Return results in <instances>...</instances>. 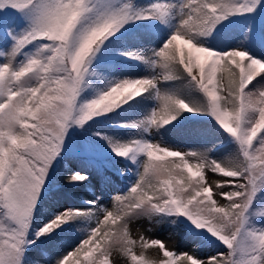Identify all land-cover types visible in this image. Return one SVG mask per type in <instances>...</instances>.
<instances>
[{"label":"snow or ice","instance_id":"6c2138e0","mask_svg":"<svg viewBox=\"0 0 264 264\" xmlns=\"http://www.w3.org/2000/svg\"><path fill=\"white\" fill-rule=\"evenodd\" d=\"M257 10L264 0H0V264H40L26 256L36 239L76 220L88 222L85 235L55 264H264V209L255 206L264 191V59L243 42L208 45L224 22ZM142 22L165 29L157 46L113 51ZM117 60L144 73L114 77ZM146 101L154 103L143 116L118 124L136 130L128 139L75 132ZM184 113L210 117L233 146L227 155L212 159L217 145L184 150L149 138ZM69 145L85 163L69 172L70 185L86 183L87 168L106 156L131 161L136 179L110 206L96 197L65 209L31 239L49 171ZM145 218L187 221L224 250L201 258L135 236L132 226Z\"/></svg>","mask_w":264,"mask_h":264},{"label":"trees","instance_id":"16d2710c","mask_svg":"<svg viewBox=\"0 0 264 264\" xmlns=\"http://www.w3.org/2000/svg\"><path fill=\"white\" fill-rule=\"evenodd\" d=\"M238 19L241 20L239 16L232 17L226 22L231 23ZM161 32L159 28L148 26L146 22L131 25L128 27V31L120 37V42L113 45V51L117 47H141L144 45L146 36L151 37L150 35H153L155 37H160ZM241 33L239 34L235 31L232 35H241ZM137 36L140 37L139 40L136 39ZM212 38L208 37V45L216 49H222L219 46L221 42L216 39L213 40ZM148 42H150V47L155 46V39ZM111 63L114 65L110 69L112 76H114L113 72L118 67L137 69L141 66L136 63L133 64L132 62L122 63L118 60ZM141 73L136 75H140ZM91 92L92 90L88 89L85 91L84 95L86 97L90 96ZM153 103V101H146L142 105H138L131 109H125L123 112L117 110L116 113H110L106 119H97L95 123L90 122L85 129H81V136H90L92 132L99 131L108 136L128 139L130 138V134L134 133L136 130L120 128L118 126L119 122L140 118L143 116L146 109L153 106ZM194 136L195 139L198 140V146L206 145L211 147L212 145H217V147L209 153L212 159L223 158L233 147L224 142L223 136L217 132L215 122L210 117H200L191 113H184L183 116L180 117V122L175 128L169 126L168 131L161 129L158 134L149 138L159 141L161 137H163L165 143L176 148H185V150H187L195 148V145H191V139ZM108 151L110 152V150ZM104 161L105 162L99 165V169L87 168L88 181L79 186H74L68 183L67 175L70 171L84 169V160L78 158L76 154L71 155L62 151L61 157L54 161L50 169L49 177L45 182V187L37 202L39 211L35 212L33 215V229L29 238L35 239V232L46 224L51 216L63 212L65 209L82 205L81 201L86 199L84 196L87 188H89L94 197H97V194L94 192L96 184L93 180H99L97 192L101 193V197L107 198L108 196L112 197L126 191L129 184L136 179V165L132 164V166H130V164L126 162L127 160L120 157L113 158L106 156L104 157ZM127 168H132L133 171H127ZM120 171H122L123 174H120ZM125 171L128 173V176L124 175ZM255 206L257 210L264 209V191L258 194ZM262 223H264V221H262ZM186 225L187 228L189 227V234L181 240V250L179 252L195 249L201 258L204 256L206 258L209 255H214L216 251L224 250L223 246L219 245V242L214 243L205 236L194 234L192 226L187 221ZM87 226V221L76 220L72 222L71 226H64L63 230L57 229L55 233L51 235L41 236L39 239H36L35 245L31 246L26 252L28 260H38L40 264H55L56 258L64 252L70 251L80 242L85 235L82 230Z\"/></svg>","mask_w":264,"mask_h":264},{"label":"rangeland","instance_id":"374dc122","mask_svg":"<svg viewBox=\"0 0 264 264\" xmlns=\"http://www.w3.org/2000/svg\"><path fill=\"white\" fill-rule=\"evenodd\" d=\"M5 15L6 16L14 15V13H5ZM220 28H221L219 30L220 33L215 34L214 36H212L213 38L212 37L210 38H212L213 40L216 39L219 42H221L219 44V46L222 48L221 50H227L229 48L236 47L237 45L241 44V42H243V47L246 50H248L252 56L258 57L260 59H264V12H260L259 10H257L256 13L250 14L248 18H246L245 20L241 22L238 21L231 26H225V24H223V26ZM235 31H237L239 34L241 32L243 33H241V35H236V34L232 35ZM245 33H248L250 37L247 40H245L244 38ZM164 35H165V32L164 31L161 32V36H164ZM150 36L151 37L149 36L145 37L144 45L141 47H144V48L150 47V42L148 41H151L152 39H155L154 44L155 46H157L159 37L157 36L155 37L153 35H150ZM141 72L142 73L144 72V68L142 65L137 69L127 68V67H118L114 70L113 75L116 77H124L128 75H136ZM260 82L264 84V80H261ZM75 132L77 136H81V129L77 128L75 129ZM197 141L198 140L195 139V136L191 139V145H195V148L200 147L198 146ZM180 149L185 150V148H180ZM63 151L68 154L75 155V152L73 151V148L70 145L66 146V148ZM124 175L128 176V173L125 171ZM213 175L214 174H209V180L212 179ZM93 182L96 184L94 187V192L97 194V197L100 198V203L105 206H110L112 197L111 196H108L107 198L101 197L100 196L101 193L97 192V189L99 187L98 185L99 180H93ZM84 197L86 199L81 201L82 205H77L75 208L87 207V205L85 204V201L96 199V197H94L91 194V191L89 190V188H87ZM169 219H174V217L169 218ZM180 220H184V218L181 217ZM132 231L135 236L144 235L148 239H160L166 244V246L170 250L180 251L181 250V247H180L181 240H183V238L189 234V227L187 228L186 221H184L183 224L181 223L172 224L170 222L157 224L154 221H150L145 218L141 221L136 222V224L132 226ZM145 254L147 256L152 257L153 259H158V256L155 250L149 249L147 250ZM203 258H205V256ZM120 264H122V261H120Z\"/></svg>","mask_w":264,"mask_h":264}]
</instances>
